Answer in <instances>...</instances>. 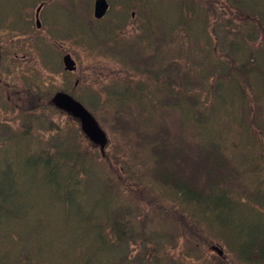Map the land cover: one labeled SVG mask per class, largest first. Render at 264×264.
<instances>
[{
  "label": "trees",
  "instance_id": "1",
  "mask_svg": "<svg viewBox=\"0 0 264 264\" xmlns=\"http://www.w3.org/2000/svg\"><path fill=\"white\" fill-rule=\"evenodd\" d=\"M122 3L136 42L154 29L148 44L125 27L75 31L58 18L78 24L75 8L56 9L55 36L34 30L47 72L60 39L84 54L55 80L0 12V56L23 55L19 72L0 68V264H264V0ZM57 90L108 130L104 154L55 121ZM181 229L192 245L169 254ZM207 233L222 257L192 252Z\"/></svg>",
  "mask_w": 264,
  "mask_h": 264
},
{
  "label": "rangeland",
  "instance_id": "2",
  "mask_svg": "<svg viewBox=\"0 0 264 264\" xmlns=\"http://www.w3.org/2000/svg\"><path fill=\"white\" fill-rule=\"evenodd\" d=\"M93 1L94 0H92L91 1V7H90V10L92 11V9H93ZM109 1H111V0H109ZM55 2H56V5H57V8L59 7V6H61V3H63V1L62 0H55ZM114 2H116V1H114ZM86 4V3H85ZM85 4H83L81 7H79V11H82L83 10V6L85 5ZM68 8L69 9H72V5L71 4H68ZM114 11V6L112 5V12ZM76 14H79V12H75ZM59 20H61V21H63L69 28H71V29H75V31H79V30H81V28H80V26L76 23V22H73L72 20L70 21L69 19H68V17L66 16V15H64V14H60L59 15ZM91 20L93 21V19L91 18ZM51 32L53 33V30H51ZM39 33V32H38ZM38 33H35V38H34V40H33V43H34V46H35V49H36V52H37V49H39V51H38V53H40V48H39V46H38V39H37V37H38ZM71 33L73 34V32L71 31ZM61 34V33H60ZM71 34V35H72ZM56 35V33L54 32V36ZM71 35H63V34H61V38H68L69 36H71ZM80 38V41H81V45H82V39H81V37H79ZM55 42V41H54ZM56 42H58V43H60V46L61 45H63V49H62V51L61 52H58V54H56V61L54 62V67L56 68L57 66H56V62H60V67H59V72H57L56 73V78H59L62 74H63V70H62V63H61V57H62V55L66 52V53H71V55L73 56V58L76 60V62H77V65H78V70H77V72H76V76L79 74V71H80V68H81V63H80V61H81V58H83V56H84V54H83V52H81V51H78L77 50V48L75 47V46H73V45H71L67 40H65V39H60L59 41H56ZM51 61V60H50ZM34 67H35V69H38V67H39V65H38V62L37 61H35L34 62ZM113 69H114V66H113ZM39 72H41L42 74H44L45 75V70L44 69H41V70H39ZM111 75H113L112 73H111ZM58 83V82H57ZM51 114H52V116L54 117V119H55V121H59L62 125L63 124H66L67 126H68V128H69V130H70V128H73V131L75 132V134H80V131H79V129H78V126L76 125V123H73V122H71L70 120H69V118L65 115V114H62V113H58L57 114V111H53V112H51ZM73 126V127H72ZM4 153L5 154H7V155H9V153H10V151H11V148H10V146H7V147H5L4 149ZM18 188H19V186H18ZM187 229L189 230L190 229V227L189 226H187ZM195 229V228H194ZM173 236H174V238H175V246H173V247H167V250H169V254H172V252L174 251V248H186L187 246H190V245H192V243L190 242H187V241H183L181 238H180V235L178 236V235H174L173 234ZM172 236V237H173ZM205 241L207 242V244L204 242V241H202L201 240V242H198V241H196L195 242V247H193L191 250H192V252L194 253L195 252V250H196V252L197 253H202V252H209V248L211 247V246H213V245H215V242H214V240L213 239H211L210 238V235L207 233V236L205 237ZM205 245V246H204ZM193 246H194V244H193ZM18 254L19 255H17V256H20L21 254H22V251H20V250H18ZM143 256V255H142Z\"/></svg>",
  "mask_w": 264,
  "mask_h": 264
},
{
  "label": "water",
  "instance_id": "3",
  "mask_svg": "<svg viewBox=\"0 0 264 264\" xmlns=\"http://www.w3.org/2000/svg\"><path fill=\"white\" fill-rule=\"evenodd\" d=\"M106 7L107 3L105 0H96L95 16L101 17L105 12ZM63 61L66 69H74V62L69 55L64 56ZM52 100L56 106L66 110L72 116L76 117L80 121L81 129L85 135L94 143L100 145L101 149L104 148L107 141L105 133L100 128L92 114L81 103L62 92L56 93Z\"/></svg>",
  "mask_w": 264,
  "mask_h": 264
}]
</instances>
